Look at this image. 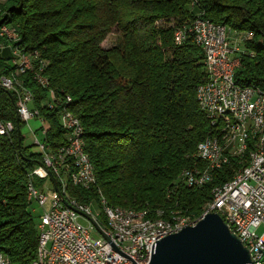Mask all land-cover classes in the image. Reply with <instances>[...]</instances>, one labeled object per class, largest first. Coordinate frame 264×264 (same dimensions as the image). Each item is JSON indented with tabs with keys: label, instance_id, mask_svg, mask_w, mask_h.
I'll return each instance as SVG.
<instances>
[{
	"label": "trees",
	"instance_id": "16d2710c",
	"mask_svg": "<svg viewBox=\"0 0 264 264\" xmlns=\"http://www.w3.org/2000/svg\"><path fill=\"white\" fill-rule=\"evenodd\" d=\"M200 15L253 37L236 81L264 90V0H11L4 7L0 29L17 28L14 47L26 55L40 53L19 86L32 94L29 109L47 125L42 141L54 154L64 148V111L83 126L96 184L90 190L68 186V196L98 205L104 199L111 208L145 211L152 219L171 221L180 214L196 220L212 202V191L240 171L239 159H232L205 188L186 187L180 179L204 166L197 150L211 130L197 100L199 86L209 81L205 55L192 34L182 45L175 38ZM165 17L174 25H158ZM115 28L123 38L103 49ZM2 44L9 45L4 39ZM13 72L19 75L9 51L0 56V79L15 87ZM35 72L48 80L47 88L36 82ZM17 103V94L0 85V123L14 127L0 134V251L12 264H32L38 212L28 189L43 155L25 144ZM32 180L36 188L45 184ZM98 221L107 225L104 213Z\"/></svg>",
	"mask_w": 264,
	"mask_h": 264
},
{
	"label": "built area",
	"instance_id": "2783aa9c",
	"mask_svg": "<svg viewBox=\"0 0 264 264\" xmlns=\"http://www.w3.org/2000/svg\"><path fill=\"white\" fill-rule=\"evenodd\" d=\"M191 34L193 37H202L204 52H210V62L214 66V81L210 85V91H206V96L210 103L208 115L213 118L209 137L211 144H215V151L207 152L205 146L204 157L197 158L199 161L201 158H208L207 174H200V165L194 166L182 183L186 187L193 186L195 177H203L204 188L205 182L215 176L216 168L223 167L228 156L241 157L244 155V144H252V137H256V127L264 124V93H255L253 88L232 84V68L241 65L242 58L249 53L244 33L230 32L224 25L200 15V24H195ZM4 36H11L8 29ZM11 37L15 43L19 40L18 36ZM6 52L9 51L2 44L1 37L0 56ZM16 60V55H10V65L20 76L30 72L25 61L23 69H16ZM0 85L8 91L18 93L16 87L8 86L3 78L0 79ZM23 90L24 94L18 95L17 113L20 120L28 123L38 117L30 112L28 93L25 88ZM66 102L68 103L67 99ZM225 109L235 110L239 116V124L230 123L225 117ZM61 123L68 125L67 141L63 147H70L81 164L83 180H79V189L91 187L90 178L85 174L86 164L81 161L76 144L79 129L65 116V111L61 116ZM239 125H247V134L245 139H241L239 152L230 153L231 138ZM1 126L4 135L14 129L10 123ZM35 145L43 155V163L32 175L33 178L45 180L42 188H36L33 184L35 212L39 211L37 229L40 231V238L37 253H40L41 264H149L158 240L175 234L157 232L154 241L137 239L138 230L146 229V226L131 228L133 219L114 216L104 206L110 221L120 230H127V237H120V245H112L108 237L91 225L89 215L83 213V206L69 202L63 182V171L68 168H64L62 162H54L52 153H47V144L42 140L36 139ZM211 213H217L223 219L229 230L250 251L253 262L263 258L264 233L258 235L257 230L264 226V149L258 151L251 171L242 172L234 184H228L227 195H222V201ZM93 232L99 237H93ZM128 248H135V255H128Z\"/></svg>",
	"mask_w": 264,
	"mask_h": 264
},
{
	"label": "bare ground",
	"instance_id": "6f19581e",
	"mask_svg": "<svg viewBox=\"0 0 264 264\" xmlns=\"http://www.w3.org/2000/svg\"><path fill=\"white\" fill-rule=\"evenodd\" d=\"M10 1L11 0H0V15L3 13L4 7ZM195 24H200V18H198L194 22L192 27L188 29H182L176 33L175 38H176V43L178 45H182L185 42L188 36L186 34H191L193 32ZM224 28L228 30L227 27L224 26ZM7 29L11 36H18V30L13 25H4L0 29V38L2 37V39L6 40L9 43V45H7V49L10 51V55H16L17 60L15 61V67L18 69H23L24 61H25V63L30 67V71H33L35 62L31 60L29 55L24 54L21 50L14 47L15 42L13 41V38L11 36H4ZM249 38L250 35L246 37V42L249 40ZM194 40L196 45L203 51L205 55L204 64L209 76V81L199 86L197 90V100L201 110L206 115L210 124L213 125V118L211 115H208V111H210V103L208 101V97L206 96V91H210V85H212L214 81V66L210 62V52H204L205 43L202 42V37H194ZM3 45L6 46L5 44ZM240 66L241 65H236V67L232 68L231 79H232V84L242 86L236 81V72ZM35 76H39L42 79L41 80L39 79V77H34L36 82L39 83L42 87L45 86L47 88L49 86L48 80L44 78L40 72H35ZM3 79L5 80V82L8 83V86L12 87V83L8 79L6 78ZM243 88H253L255 90V93H264V90L254 86L251 87L243 86ZM26 92L28 93V101L30 108V104L33 101V96L28 91ZM67 101L69 103L71 102V99L68 98ZM30 112L33 114V116H38V112L35 111L32 112L31 110ZM65 116L71 119V121L74 123V127L79 129V131L76 133V144L80 154V159L86 164L85 174L86 176H89L91 182V187H83V189L90 190L96 184V174H95L94 166L85 151L83 126L81 124V121L71 112H65ZM225 117L229 119L230 123L239 124V116H237L234 109H225ZM62 126L68 132L67 123H62ZM0 134L4 135V130L1 124H0ZM246 134H247V125H239L238 127H236L235 134H233L231 138L230 153L239 152L241 147V139H245ZM42 135H44V132H42ZM205 146H207V152L215 151V144H211V138H209L198 146V150H197L198 158L204 157ZM262 149H264V124H262L261 127H256V137H252V144H244V155L237 158H235V156H228V158L225 159V163L223 167L228 165L232 159H239L241 169L234 176L232 181L223 184L224 186L217 187L212 191V202H210L206 206L202 216L196 220H191L190 218H186L184 216H181L180 214H175L171 221H166L162 218L152 219L150 217V214H148L145 211H136V210L122 209V208H111L107 205L104 199L101 201V204L98 205L95 202L84 203L82 201H78L75 198H72V196L71 197L69 196V202H73V204L77 206H83V213L89 215L91 225L94 226V224L91 222V219L95 220L99 224L103 233H101L100 231L99 232L105 237H108L112 245H120V237H127V230H120L116 226V224L110 221L107 212L104 210V206L109 210V212H112L114 216L121 217L123 219H133L131 220V228H140L146 226V229L138 230L137 239H145V241H154L155 236H157V232H164V234L179 233L181 231L179 229H184L190 225L197 224L202 219H204L206 215L210 214L211 212H214L216 205H218L219 202L222 201V195H227L228 184H234L237 181L238 177H241L242 172H249L252 170V167L254 166L257 160L258 151H261ZM47 153H52L48 146H47ZM52 157L54 159V162H62L63 167L68 168V170L63 171V182H64L66 194L68 191L67 190L68 186L79 188V180H83V172L81 171V164L79 163V160L76 158L71 148L64 147L62 150H60L59 153L56 154L52 153ZM247 160H248V165L244 167L245 164H247L246 162ZM200 161L202 165H204L200 167V174H207L209 170L208 158H201ZM223 167L216 168V171L222 169ZM192 170H186L181 174L180 179L182 182H185L186 175ZM30 177L31 179L29 181L28 196H29V200L34 205V192H33V180H32L33 175L31 174ZM212 180H213V176L212 179H209L208 181L205 182L204 188L207 185H209L212 182ZM202 185H203V177H195L193 179V186H188V187L200 189L202 188ZM94 205H97L99 208V211L96 214H94L92 211ZM101 213H104V215L106 216L107 225L105 227L101 226V224L98 221V217L101 215ZM38 232L40 238V231L38 230ZM159 241L161 240H158V242ZM155 247L156 246H154V248ZM128 255H135V248H128ZM263 262H264V254L262 259H257L256 261L253 262V264H263ZM0 264H12L9 258L1 251H0ZM32 264H41L40 253H37L36 259Z\"/></svg>",
	"mask_w": 264,
	"mask_h": 264
},
{
	"label": "water",
	"instance_id": "95a60500",
	"mask_svg": "<svg viewBox=\"0 0 264 264\" xmlns=\"http://www.w3.org/2000/svg\"><path fill=\"white\" fill-rule=\"evenodd\" d=\"M19 135L21 134L18 129ZM53 181L55 179L52 176ZM101 232L99 224L91 219ZM149 264H253L250 251L217 213L159 241Z\"/></svg>",
	"mask_w": 264,
	"mask_h": 264
},
{
	"label": "rangeland",
	"instance_id": "374dc122",
	"mask_svg": "<svg viewBox=\"0 0 264 264\" xmlns=\"http://www.w3.org/2000/svg\"><path fill=\"white\" fill-rule=\"evenodd\" d=\"M3 13H4V9H3ZM2 13V14H3ZM2 14L0 16H2ZM173 18L172 17H165L162 18L161 20H159L158 25H163V26H173L174 22H173ZM246 37H248V35L250 34H245ZM123 38V33L121 31H119L118 29H114L110 35H108V37L104 40V42L102 43V48L105 50H109L112 49L121 39ZM251 38L253 39V37L250 35V38L248 41L251 40ZM247 41V43H248ZM37 56H40L39 52H33V53H29V57L31 58V60H35L34 58H36ZM37 60V59H36ZM32 63V62H31ZM19 77L20 74H16L13 72V74H11V78L15 79V87L18 90L17 92V96L24 94V90L23 88L21 89L19 86ZM14 92V91H13ZM19 97V96H18ZM31 108V105H30ZM20 119V118H19ZM46 129L47 125L39 118H34L31 119L28 123H26L25 127L22 130L23 136L25 137V144L26 145H35V140H42L43 136L41 133V129ZM34 150H37V147L35 145ZM93 213L96 214L99 211V208L97 205H94L93 208ZM39 212V211H38ZM83 223L86 224L85 221L82 220ZM264 233V226H262L261 228H259L257 230V234L261 235ZM93 237L98 238L99 235L96 232H93Z\"/></svg>",
	"mask_w": 264,
	"mask_h": 264
}]
</instances>
